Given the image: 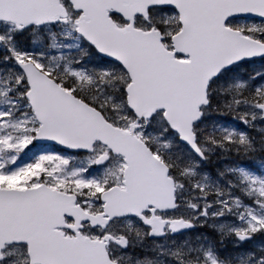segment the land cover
Instances as JSON below:
<instances>
[{
    "label": "snow or ice",
    "instance_id": "1",
    "mask_svg": "<svg viewBox=\"0 0 264 264\" xmlns=\"http://www.w3.org/2000/svg\"><path fill=\"white\" fill-rule=\"evenodd\" d=\"M0 264H264V0H0Z\"/></svg>",
    "mask_w": 264,
    "mask_h": 264
}]
</instances>
